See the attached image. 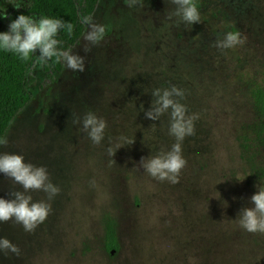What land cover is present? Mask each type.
I'll return each mask as SVG.
<instances>
[{
    "label": "rangeland",
    "instance_id": "1",
    "mask_svg": "<svg viewBox=\"0 0 264 264\" xmlns=\"http://www.w3.org/2000/svg\"><path fill=\"white\" fill-rule=\"evenodd\" d=\"M142 2L130 8L125 0H98L92 17L106 26L105 38L85 53V26L70 48L84 56V72L64 64L59 73L50 65L32 68L30 61L25 87L31 100L7 128L0 154L19 153L45 167L61 191L34 232L14 220L0 222V238L21 250L19 256L0 252V264H264V234L238 222L240 210L254 206L257 185L264 186V148L250 128L249 97L251 84L264 81V0H196L201 22L194 25L169 18L176 7L171 0ZM24 7L25 0H0V32ZM229 31L246 42L215 47ZM147 81L151 91L183 89L188 114L199 116L195 135L182 143L187 164L175 184L139 163L170 150L174 137L128 133L134 143L108 154L126 136L124 122L169 127L167 115L160 121L145 116L154 99L142 92ZM135 97L130 117L125 103ZM88 112L107 124L98 145L73 123ZM15 190L22 188L0 173V198L12 199ZM30 195L48 200L43 191ZM106 219L115 224L113 253L104 247Z\"/></svg>",
    "mask_w": 264,
    "mask_h": 264
},
{
    "label": "clouds",
    "instance_id": "2",
    "mask_svg": "<svg viewBox=\"0 0 264 264\" xmlns=\"http://www.w3.org/2000/svg\"><path fill=\"white\" fill-rule=\"evenodd\" d=\"M125 2L130 8L137 5L144 6L142 0H125ZM171 3L176 7L174 13L169 14L170 19L175 16L188 25L201 22L196 0H171ZM13 4L16 8L22 5V3ZM80 22L87 28L83 36L88 42L84 46V52L87 53L91 50L90 45H99L103 41L107 29L105 25L96 23L91 15L81 17ZM74 28L73 23L63 19L48 16L35 18L21 14L9 24L8 31L0 32V51L15 53L25 62L31 61L32 68L37 66L42 68L54 58L55 63H63L74 72H84L86 70L84 56L73 53L70 49L64 50L61 47L63 42L58 39L62 30L68 36H72ZM245 42L246 37L239 32L229 31L222 39H217L214 46L223 51L243 45ZM37 50L39 55H35ZM151 94L154 99L145 116L152 121H160L167 115L168 132L174 137L175 143L170 150H161L155 156L142 158L139 163L152 177L175 184L179 182L180 173L187 164L182 155V143L186 137L195 135L194 121L199 119V116L188 114L187 106L181 102L185 92L177 86L155 88ZM73 123L82 124L83 131L94 144H100L105 138L106 121L93 112L86 113L82 119L76 118ZM134 140L121 136L115 150L109 147V156H115L119 148L133 144ZM7 144V137H0V145ZM0 173L22 188L11 191L12 199L0 198V222L14 220L15 223L21 224L26 232H34L51 212V204L48 201L54 199L61 189L50 180L45 167L26 162L25 157L19 153L0 154ZM236 179L243 181L245 178ZM92 185L95 186V181ZM257 187L259 191L251 197V204L254 206L243 207L238 213V222L241 228L250 233L264 234V186L257 185ZM33 191H43L47 194L48 200L33 201L30 195ZM0 252L13 253L17 256L21 254L20 248L8 238H0Z\"/></svg>",
    "mask_w": 264,
    "mask_h": 264
},
{
    "label": "trees",
    "instance_id": "3",
    "mask_svg": "<svg viewBox=\"0 0 264 264\" xmlns=\"http://www.w3.org/2000/svg\"><path fill=\"white\" fill-rule=\"evenodd\" d=\"M97 3L98 0H25L24 9L13 11V15L16 18L21 14L37 17L48 16L73 23L75 28L72 36H68L63 30L58 36V39L63 42L61 47L64 50H69L78 43L85 31V25L80 22L81 17L92 16ZM29 63L30 61L21 60L15 53L0 51V137L4 136L12 120L31 100V95L25 87L26 71ZM48 65L57 73L63 67V63H55L54 58L49 61ZM45 69H48L47 65ZM48 77L51 79L50 75ZM27 80L33 82L34 78L28 76ZM147 83L149 81L140 84L143 88L142 92L153 97ZM249 97L253 110V122L250 128L255 132L264 148V81L251 84ZM137 98H128L125 103V112L127 111L126 113H129L130 117H134V110L129 104L135 103ZM132 124V122L123 123L126 137L128 133H137L136 138H172L169 132L166 133L162 129L167 126L166 124L139 123L138 126ZM167 128L169 127L167 126ZM160 129H162L161 132ZM114 225V222L110 219H106L103 224L104 247L107 251L118 249Z\"/></svg>",
    "mask_w": 264,
    "mask_h": 264
},
{
    "label": "water",
    "instance_id": "4",
    "mask_svg": "<svg viewBox=\"0 0 264 264\" xmlns=\"http://www.w3.org/2000/svg\"><path fill=\"white\" fill-rule=\"evenodd\" d=\"M114 250H111V253H113Z\"/></svg>",
    "mask_w": 264,
    "mask_h": 264
}]
</instances>
